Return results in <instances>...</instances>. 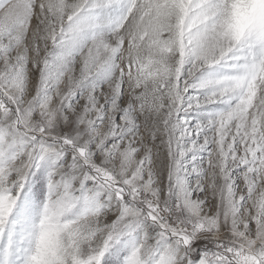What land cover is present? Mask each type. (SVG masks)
Returning <instances> with one entry per match:
<instances>
[{
	"label": "snow or ice",
	"instance_id": "6c2138e0",
	"mask_svg": "<svg viewBox=\"0 0 264 264\" xmlns=\"http://www.w3.org/2000/svg\"><path fill=\"white\" fill-rule=\"evenodd\" d=\"M0 264H264V0H0Z\"/></svg>",
	"mask_w": 264,
	"mask_h": 264
}]
</instances>
